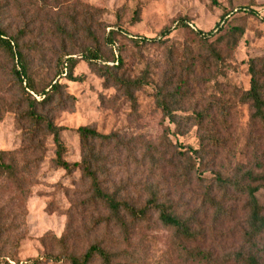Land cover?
Instances as JSON below:
<instances>
[{"label":"rangeland","instance_id":"obj_1","mask_svg":"<svg viewBox=\"0 0 264 264\" xmlns=\"http://www.w3.org/2000/svg\"><path fill=\"white\" fill-rule=\"evenodd\" d=\"M61 1L64 2L62 10L54 7L56 0H0V21L8 36L25 31L21 44L31 60L32 75L39 86L55 78L59 72L58 57L63 52L78 59L74 75L83 79H61L67 92L74 96L73 105L54 114L55 124L64 128L66 159L70 162L81 159L80 138L76 132L80 126L92 127L103 134L118 133L124 143L132 142L135 146L141 141H151L158 147L154 151L157 170H151V179L156 176L162 192L169 195L175 206L194 215L197 237L188 248L192 253L200 251L210 258L194 261L192 255L179 250L172 233L159 222L156 213L149 223L134 228L130 241L116 228L99 226L96 217L101 208L96 211L85 205L88 183L79 170L68 173L54 165V145L48 138L47 151L35 171L34 181L30 179L24 185L23 193L15 185H6L0 180V264H69L61 257L57 242L64 235L70 248L74 247L78 253L86 251L94 242H109L117 262L122 263L236 264L233 259L228 260L230 255L240 250L247 252L243 237L246 197L229 187L231 199H222L217 176L240 178L239 170L244 169L241 167L246 168L254 162V157L264 152V127L251 121L252 109L240 101L242 92L250 86L249 61L261 59L259 64L264 65V0ZM74 6L90 12L95 38L82 28L75 31L72 40L62 42L58 38L61 35L54 31V25L56 22L67 24L69 15H76L71 11ZM39 7L42 9L38 10ZM219 22L215 32L221 31L210 41L232 27L242 28L244 34L225 64L199 70L193 99L177 111L180 115H193L209 107L215 123L212 126L206 120L201 127L189 124L183 129L184 135H175L174 126L157 108L155 83L135 92L137 105L133 106L81 59L84 49L99 44L106 58H112L114 53L123 59L122 72L132 78L140 77L142 70L148 68L157 81L169 75L177 80L179 72L174 74L167 52L176 51L172 60L181 61L184 47L196 52V35L192 30L207 32ZM167 28L171 30L169 35H161ZM111 31L116 33L112 42L108 39ZM153 39L161 43L149 42ZM109 63L112 65V60ZM11 68L12 63L0 54V95L6 94L8 100H11L8 92L15 87L8 74ZM211 130L213 137H210ZM22 135L17 113L6 112L0 120V150L19 148ZM179 149L185 150L188 159L173 158ZM129 163L124 157L119 161L111 158L113 178L130 175L129 179L136 181L149 174L147 166L136 170ZM210 185L214 196L222 201V212L204 198ZM256 196L264 206V189Z\"/></svg>","mask_w":264,"mask_h":264},{"label":"trees","instance_id":"obj_2","mask_svg":"<svg viewBox=\"0 0 264 264\" xmlns=\"http://www.w3.org/2000/svg\"><path fill=\"white\" fill-rule=\"evenodd\" d=\"M54 7L62 10L64 2L56 0ZM41 9L42 7L38 8ZM67 9L69 13L70 9ZM71 11L76 15L68 14L67 24L56 22L54 25V31L61 35L58 38L62 42L72 40L75 31L79 28L85 29L95 38L90 12L84 7L81 10L78 6H74ZM249 12L257 15L253 10ZM220 24L221 22L216 28L207 32L192 30L196 35L194 40L196 52L190 47H184L181 61L172 60L176 51L170 49L167 52L168 64L174 65V74L179 72L177 80H173L169 75L157 81L148 68L142 70L140 77L132 78L122 72L123 59L119 56L115 57L114 53L112 58H106L99 44L94 48L84 49L81 59L87 63L92 72L104 78L106 85L115 87L133 106L137 105L135 92L145 85L155 83L154 97L157 108L161 110L169 124L174 126L173 133L184 135L186 132L183 129L189 124L193 127H201L206 120H209L213 126L216 121L209 107L196 111L193 115H180L177 111L193 99V89L196 88L199 82L198 75L201 74L199 70H207L210 65L218 68L220 64H225L243 37L242 28L232 27L228 32L210 41L221 31L215 32ZM181 25L187 26L186 23ZM170 32V28H167L161 32V35L167 36ZM115 34L111 31L108 35L110 42ZM25 36L24 30L19 31L17 35L8 36L0 21V54L12 63L8 74L11 75L15 86L8 92L11 100L6 98V94L0 95V120L6 112L14 111L17 113V121L23 132L19 148L0 150V180L6 185H15L16 189L23 193L24 185L29 183L30 179L34 181L35 171L47 151L45 142L51 138L54 145V165L68 173L79 170L82 178L88 183L89 196L85 205L92 206L96 211L101 208L102 212L99 211L96 217L99 226H103L104 229L116 228L127 238V241H130L129 236L134 228L149 223L152 214L156 213L159 222L172 233L174 245H177L179 250L184 254L192 255L194 261L199 258H210L208 254L200 251L192 253L190 252L192 249L188 248V244L197 237L194 231V215L186 214L175 206L169 195L162 192L156 176L151 179L150 175L153 173L151 170H157L154 151L158 150L151 141H141L135 146L132 142L124 143L118 133L103 134L92 127L80 126L76 132L80 138L81 159L76 162L66 159L68 148L62 138L64 128L55 124L54 114L67 110L73 105L74 96L67 92L61 79L67 78L71 81L83 79L82 76L74 75L78 59L69 52H63L58 57L59 72L55 78L45 86H39L32 75L31 60L21 44L23 43L21 39ZM149 42L161 43V40L153 39ZM111 60L112 65L109 63ZM260 61L261 59L257 58L249 61L250 86L242 92L240 101L242 104H248L252 109L251 121L264 127V65L260 66ZM167 131H171L170 128H167ZM213 135L214 132L211 130L210 137ZM190 151L198 153V150ZM186 155L185 150L179 149L173 158L188 159ZM123 157L127 163L130 162L129 165L134 164L136 170L147 166L148 170L150 169L149 174L136 181L130 180V175L127 178L114 179L112 174L114 165H111V158L119 161ZM253 160L254 162L246 168L241 167L244 169L239 170L242 174L240 178L217 176L218 191L222 192V199L226 197L231 199L229 187L235 188L246 197L247 216L243 237L247 252L240 250L230 255L228 260L233 259L236 264H264V206L256 196L260 189H264V152ZM211 187L208 186L204 198L215 210L222 212V201L214 196ZM67 241L66 235L57 239L61 257L69 264H93L95 261L99 264H128L117 262L116 254L111 251L109 242H94L86 251L78 253L74 247L70 248Z\"/></svg>","mask_w":264,"mask_h":264}]
</instances>
